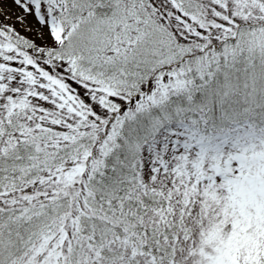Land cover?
<instances>
[{"label": "snow or ice", "instance_id": "1", "mask_svg": "<svg viewBox=\"0 0 264 264\" xmlns=\"http://www.w3.org/2000/svg\"><path fill=\"white\" fill-rule=\"evenodd\" d=\"M0 264H264V0H0Z\"/></svg>", "mask_w": 264, "mask_h": 264}]
</instances>
